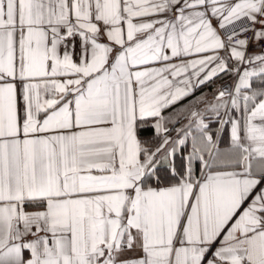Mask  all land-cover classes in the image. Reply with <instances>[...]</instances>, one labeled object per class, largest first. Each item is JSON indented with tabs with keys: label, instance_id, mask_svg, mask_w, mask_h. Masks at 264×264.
Wrapping results in <instances>:
<instances>
[{
	"label": "snow or ice",
	"instance_id": "obj_1",
	"mask_svg": "<svg viewBox=\"0 0 264 264\" xmlns=\"http://www.w3.org/2000/svg\"><path fill=\"white\" fill-rule=\"evenodd\" d=\"M0 264H264V0H0Z\"/></svg>",
	"mask_w": 264,
	"mask_h": 264
}]
</instances>
